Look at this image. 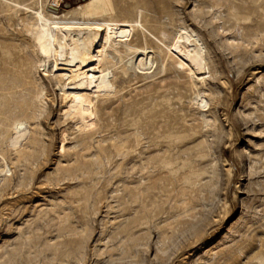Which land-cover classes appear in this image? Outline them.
I'll list each match as a JSON object with an SVG mask.
<instances>
[{
    "label": "rangeland",
    "instance_id": "obj_1",
    "mask_svg": "<svg viewBox=\"0 0 264 264\" xmlns=\"http://www.w3.org/2000/svg\"><path fill=\"white\" fill-rule=\"evenodd\" d=\"M35 12L131 24L138 52L101 63L112 91L62 92ZM0 168V264H264V0H0Z\"/></svg>",
    "mask_w": 264,
    "mask_h": 264
},
{
    "label": "bare ground",
    "instance_id": "obj_2",
    "mask_svg": "<svg viewBox=\"0 0 264 264\" xmlns=\"http://www.w3.org/2000/svg\"><path fill=\"white\" fill-rule=\"evenodd\" d=\"M34 16L36 25L32 38L43 58V72H49L45 69L47 64H51L50 72L55 78H67V84L62 86L57 84L62 92L64 87H71L70 89H74L71 91L73 93L91 91L94 94H105L113 88L110 80L112 73L102 68L101 63L109 59L113 60L120 45L127 46L133 53L138 52L129 47L133 38L131 24L113 21L54 20L47 18L43 12H35ZM203 50L196 36L183 29L168 48V52L179 59L178 67L187 68L188 73L193 77H202L206 74ZM137 58H140V62L148 63L145 64L146 71L150 72L154 66V60L143 53L137 55ZM61 70H65L66 74L60 75ZM203 79V77L199 78L198 81L202 82ZM199 98L198 106L205 110L207 103L202 97ZM22 127L21 124L15 125V137L11 139L14 143L13 148L15 143L23 138L22 133L24 135L25 130H21ZM1 172L3 169L0 168Z\"/></svg>",
    "mask_w": 264,
    "mask_h": 264
}]
</instances>
